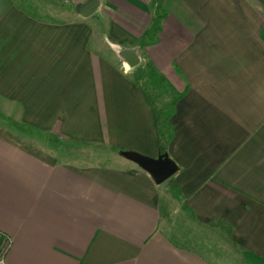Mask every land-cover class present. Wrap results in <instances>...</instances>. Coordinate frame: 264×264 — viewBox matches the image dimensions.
Here are the masks:
<instances>
[{
  "label": "crops",
  "instance_id": "0c3cea01",
  "mask_svg": "<svg viewBox=\"0 0 264 264\" xmlns=\"http://www.w3.org/2000/svg\"><path fill=\"white\" fill-rule=\"evenodd\" d=\"M61 1L65 21L0 0L6 264H264V0H100L85 18ZM123 49L184 89L168 143ZM160 146L177 171L157 184L123 152Z\"/></svg>",
  "mask_w": 264,
  "mask_h": 264
},
{
  "label": "trees",
  "instance_id": "16d2710c",
  "mask_svg": "<svg viewBox=\"0 0 264 264\" xmlns=\"http://www.w3.org/2000/svg\"><path fill=\"white\" fill-rule=\"evenodd\" d=\"M161 18V14H157L154 17L151 25L139 38V46H144L153 41L156 42V35L158 34L161 27ZM145 76L146 78H143ZM131 77L132 78L130 79L132 82L146 92L150 103L156 109L160 142H164V144L168 143L172 138L171 117L174 112L175 104L184 94V89L182 91H178L166 78V76L162 72L158 71L155 66H153L151 61H145L144 63L140 62L139 65L133 69ZM150 86H152V88L159 89V92L161 91V93H164L165 91H171L173 92L171 93L172 97L169 98V101L165 102L162 107H158V103L156 102L157 99L154 96L155 94H153V91H150L149 89ZM159 92L158 94H160ZM159 153H166V151L160 146Z\"/></svg>",
  "mask_w": 264,
  "mask_h": 264
},
{
  "label": "water",
  "instance_id": "95a60500",
  "mask_svg": "<svg viewBox=\"0 0 264 264\" xmlns=\"http://www.w3.org/2000/svg\"><path fill=\"white\" fill-rule=\"evenodd\" d=\"M99 4L100 0H86L77 5L76 12L80 17H88L98 8ZM119 54L125 60L129 68L136 67L140 62L134 49H123L120 50ZM123 154L147 171L157 184L165 181L177 171L176 163L167 153H159L156 158L147 157L130 151H125Z\"/></svg>",
  "mask_w": 264,
  "mask_h": 264
},
{
  "label": "rangeland",
  "instance_id": "374dc122",
  "mask_svg": "<svg viewBox=\"0 0 264 264\" xmlns=\"http://www.w3.org/2000/svg\"><path fill=\"white\" fill-rule=\"evenodd\" d=\"M19 5L26 8L30 13H34L37 17H40L42 19L46 20H52V21H65L69 19L71 15V11H74L73 5L64 3L61 0H15ZM162 73H166L165 68H162ZM167 75V74H166ZM143 78H146L143 77ZM150 91H153L152 93L155 94V98L157 99L156 102L158 103V107H162V105L169 101V98L172 97L173 92L171 91H165L164 93L159 92V89L152 88L150 86ZM158 92L160 94H158ZM163 94V95H161ZM165 112V111H164ZM79 150H83L82 153L85 155H91L95 154L99 151H104V149L99 145H94L91 143H86L78 146Z\"/></svg>",
  "mask_w": 264,
  "mask_h": 264
},
{
  "label": "built area",
  "instance_id": "2783aa9c",
  "mask_svg": "<svg viewBox=\"0 0 264 264\" xmlns=\"http://www.w3.org/2000/svg\"><path fill=\"white\" fill-rule=\"evenodd\" d=\"M11 245V238L0 231V264H6V256Z\"/></svg>",
  "mask_w": 264,
  "mask_h": 264
}]
</instances>
